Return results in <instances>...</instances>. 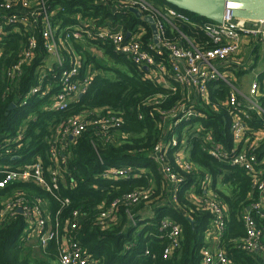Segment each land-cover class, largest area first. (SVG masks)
Listing matches in <instances>:
<instances>
[{
  "label": "trees",
  "instance_id": "trees-1",
  "mask_svg": "<svg viewBox=\"0 0 264 264\" xmlns=\"http://www.w3.org/2000/svg\"><path fill=\"white\" fill-rule=\"evenodd\" d=\"M148 1L157 8L171 9L185 15L193 24L211 23L161 0ZM47 3L50 7L59 6L62 9L53 18V25L57 24L61 29L74 23L73 17L79 15L94 20L96 27L123 23L126 32L143 26L149 35L151 33L147 24L131 12H115V0H47ZM173 24L178 32L173 31L169 37L178 38L182 34L198 46L209 43L196 26L179 22ZM32 37L36 42L33 56L24 67L23 76L13 84L6 78V73L21 58L25 45L22 30L11 34L3 47L0 137H13L15 133L22 131V140L13 145V154L17 153L20 157L15 163H27L38 156L42 161L43 173L47 176L52 166L49 153L54 147L56 130L73 116H79L84 121L85 129L77 138L55 144L56 149L62 151L63 157L61 158V153L58 156L65 163L62 168L68 172L60 174L56 191L46 192L33 182L13 184L0 189V203L17 198L29 205L34 200L44 201L51 222L57 219L63 228L68 221L74 220L73 212L84 213L86 217L79 221L80 227L75 232L76 241L84 253L99 264H200L201 250L209 248L206 235L213 217L208 210L200 207L199 202L209 193L226 209L225 227L216 249L222 251L228 264H264V205L260 217L253 216L261 229L263 251L248 253L239 247L240 241L245 237L242 215L259 199L250 174L228 164H221L204 151L203 137L206 130L212 132V139L223 149L233 147L229 134L230 109L223 104L228 91L222 84L215 90L210 88V104L202 109L204 118L191 119L187 124L191 127L187 129L186 124L171 128L167 122L164 126L160 122L159 113L181 103L180 89L174 93L161 89L145 79L142 70L124 57L115 55L109 45L91 43L103 49L114 63L124 65V69L91 64L93 69L104 74L95 75L87 93L65 112L43 110L42 105L48 99L38 98L30 100L22 108L19 107L18 99L36 85V72L42 70L50 77L47 66L43 63L48 55L42 48L41 36L34 32ZM80 46L78 43H71V48L79 59H84L81 60V72H84L91 59L86 52L81 51ZM63 55L66 57L65 53ZM263 81L264 72L258 77L260 84ZM56 91L57 89H53L51 93ZM260 91L259 106L264 110L262 85ZM11 104L15 105L14 109L8 111ZM211 105L215 106L211 108ZM111 118L118 119L119 122H110ZM245 123L251 133L264 131V113L257 115L250 112ZM50 127L52 135L49 134ZM198 127L200 133L196 132ZM172 134L176 137L177 146L164 149L156 158L152 154L154 146L169 142ZM17 146H20L19 149ZM184 146L189 147L186 158L188 170L176 162L177 149ZM236 150H244V145L239 144ZM0 151V154L4 152ZM255 157L257 169L262 173L259 177H262L264 140L258 144ZM163 165L176 179L182 181L176 188L163 173ZM123 167L134 168L136 172L127 179L115 178L112 175L113 169ZM206 177L210 181L202 186L201 182ZM2 178L0 173V180ZM224 186L229 187L227 192ZM173 190L175 201L171 199ZM131 193L140 194L137 201H124L123 197ZM64 200L68 203L65 204ZM115 201L117 204L110 218L100 221V212ZM149 207L153 215L141 216L140 213ZM164 221L175 224L180 229L179 248L167 259L162 254L167 245L164 235L169 231L162 228ZM24 225L25 219L20 213L0 225V264H53L58 257L55 243H49L44 250L37 247L36 242H30L23 236Z\"/></svg>",
  "mask_w": 264,
  "mask_h": 264
},
{
  "label": "built area",
  "instance_id": "built-area-1",
  "mask_svg": "<svg viewBox=\"0 0 264 264\" xmlns=\"http://www.w3.org/2000/svg\"><path fill=\"white\" fill-rule=\"evenodd\" d=\"M103 1L105 0H100V2ZM115 2L113 10L117 13L137 11L141 14L140 20L145 24L147 23L143 19L150 18L155 33H152L148 24L150 35L143 26H137L127 32L120 24L96 27L94 20L82 18L79 15L73 17L74 23L61 29L57 24L53 25V18L62 9L59 6L50 7L47 0H0V85L3 73L1 69L3 47L8 43V37L19 29L22 30L25 45L20 60L6 73L10 84L23 76L24 67L33 56V50L36 47L32 37L34 32H38L41 36L42 48L48 55L43 63L46 64L47 71L50 73L48 78L44 71L36 72V85L18 99L19 107L22 108H25L32 99H48L47 103H43L42 109L61 113L87 93L94 76L87 70L81 72L82 62L71 48V43L80 39L89 43L109 45L115 55L124 57L136 68L142 70L145 79L161 89L171 93L180 89L181 103L166 112L159 113L160 122L164 126L167 122L171 128L186 124L187 129L191 127L187 125L191 119L204 118L202 109L210 104V88L215 90L219 84H222L228 91L223 104L230 109L229 134L233 147L229 150L223 149L212 139V132L206 130L203 137L204 151L213 160L250 174L252 186L259 199L242 215L245 237L240 241L239 247L248 253L263 251L261 229L258 228L253 216L260 217L264 205V176L259 177L262 173L257 169L255 157L258 144L264 140V131L251 133L245 123L250 112H255L257 115L264 113L259 106L260 84L257 80H253L247 94H243L232 83L234 73L231 63L239 52L242 39L264 41V21H242L232 18L226 12L221 24L196 25L191 23L185 15L175 10L157 8L148 0H115ZM174 22L196 26L203 32L209 43L198 46L182 34H179L178 38L169 37L170 33L177 31ZM127 33L128 37H126ZM53 89L57 91L51 93ZM245 101L248 106L244 104ZM214 106L211 105V108ZM110 122H119V120L111 118ZM84 129V121L79 116H73L65 121L63 127L56 130L54 147L49 153V162L52 166L47 176L43 173L42 161L38 156L27 163H15L16 160H20V157L17 153L13 154V145L22 140V131L15 133L13 137H0V150L4 151L0 154V173L3 175L0 180V189L8 188L13 184L33 182L46 192L56 191L60 174H68V172L62 168L65 163L58 158L62 151H58L55 144L77 138ZM196 129L197 133L201 132L199 127ZM169 138V142L164 145L158 143L154 146L152 154L156 158L164 149L177 146L174 134ZM239 144L244 145V150H236ZM17 147L19 149L20 146ZM188 151L189 147L184 146L179 147L176 152L177 164L187 170L189 169L186 162ZM162 171L175 188L176 185L181 184L182 181L176 179L165 165L162 166ZM135 172L136 170L131 167L114 168L112 175L115 178L127 179ZM208 181H210L209 178H204L201 182L202 186ZM174 192L175 190L171 195L172 201H175ZM139 195L131 193L124 196L123 200L133 203L137 201ZM34 201L29 205L23 199L17 198L0 203V225L9 222L20 213L25 219L23 236L26 240L36 242V246L43 250L49 243H55L57 246L58 257L53 264H99L85 254L76 241L75 232L80 227L79 221L86 217L84 213L73 212L74 220L68 221L67 226L63 228L57 219L51 222L48 207L44 201ZM64 203L67 204L68 201L64 200ZM116 204L117 201L100 212L99 220H108ZM199 204L202 209L211 213L213 218L210 227L215 230L216 239L219 240L225 227V207L209 193ZM162 228L169 229L164 235L167 245L162 253L163 258L167 259L174 250L179 248L180 229L167 221L162 222ZM145 254L147 255L148 251ZM200 259V264H228L227 258L219 249H202Z\"/></svg>",
  "mask_w": 264,
  "mask_h": 264
},
{
  "label": "water",
  "instance_id": "water-1",
  "mask_svg": "<svg viewBox=\"0 0 264 264\" xmlns=\"http://www.w3.org/2000/svg\"><path fill=\"white\" fill-rule=\"evenodd\" d=\"M166 4L189 14L203 18L212 24H221L224 14L228 12L234 19L247 22L264 21V0H161ZM136 18L141 19V14L131 10ZM155 33L150 18L143 19ZM129 34H126L128 37ZM144 70H146L144 68ZM14 109L11 105L8 111Z\"/></svg>",
  "mask_w": 264,
  "mask_h": 264
},
{
  "label": "rangeland",
  "instance_id": "rangeland-1",
  "mask_svg": "<svg viewBox=\"0 0 264 264\" xmlns=\"http://www.w3.org/2000/svg\"><path fill=\"white\" fill-rule=\"evenodd\" d=\"M75 43L80 44L81 45L80 46L81 51L86 52L91 59V62H88V64H87V70L89 67H90V69L93 68L92 65H99V66H102L104 68L114 67V68L119 69V70L124 69V67H125L124 65L114 63L105 54L104 50L101 49L100 47H98L97 45L91 44V43L86 42V41H82V39H80V41H76ZM257 58L258 59L252 58L251 60H249V62L246 63V67L242 66L239 68L241 70H245V68L247 69L245 74L241 73L239 79L237 78V76H234V74H233V78L236 80L232 79V83L235 87L239 88L243 92V94L244 93L247 94L248 87L251 84L252 80L256 78V75L259 74L260 72L264 71V51L262 49V46L261 47L258 46ZM51 60H53V59H51ZM51 60H50V63H52ZM247 71H249V72L247 73ZM260 85H262V88L264 90V81ZM244 104H246L248 106V103L246 101L244 102ZM49 134L50 135L53 134V130L51 127L49 129ZM224 187H225V191L227 192L229 187L228 186H224ZM140 215L146 216V217L147 216L151 217L153 215V211L151 210V207H149L146 210H144L142 213H140Z\"/></svg>",
  "mask_w": 264,
  "mask_h": 264
},
{
  "label": "crops",
  "instance_id": "crops-1",
  "mask_svg": "<svg viewBox=\"0 0 264 264\" xmlns=\"http://www.w3.org/2000/svg\"><path fill=\"white\" fill-rule=\"evenodd\" d=\"M120 25H123V23H119ZM124 26V25H123ZM258 46L261 47L264 51V41H260V42H255L252 39H242L241 43H240V49L239 52L237 53V55L235 56L234 61L231 63V69L233 70L234 76H237V78L239 79L241 73H246V68L245 70H241L239 69L242 66L246 67V63L249 62V60H251L252 58L258 59L257 58V50H258ZM87 70V68H86ZM90 73L93 74V76L95 75H102L104 74L103 72L100 71H96V69H93L90 67L88 68V70ZM244 71V72H243ZM249 71H247L248 73ZM264 71L260 72L259 74L256 75V78L253 80H257L258 81V77L260 76V74H262ZM237 79V80H238ZM236 80V79H235ZM252 80V81H253ZM261 92V91H260ZM264 111V110H263ZM19 163V162H18ZM218 240L216 239V233L215 230L212 229L211 227L209 228V231L206 235V243L208 245V247L211 250L216 249V244H217Z\"/></svg>",
  "mask_w": 264,
  "mask_h": 264
}]
</instances>
